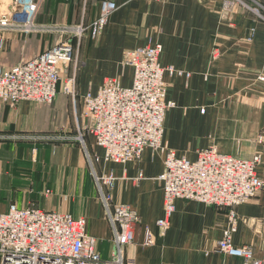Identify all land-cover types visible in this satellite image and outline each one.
<instances>
[{
  "label": "crops",
  "instance_id": "1",
  "mask_svg": "<svg viewBox=\"0 0 264 264\" xmlns=\"http://www.w3.org/2000/svg\"><path fill=\"white\" fill-rule=\"evenodd\" d=\"M112 1L117 10L95 40L88 33L81 38L77 58L65 71L75 75L76 99L61 91L60 82L52 104H0V137L63 136L36 151H0V213L14 204L83 217L104 260L115 251L113 232L85 151L74 138L88 125L82 115L83 96L96 95L108 78L131 86L133 69L122 62L129 51L160 45V66L173 69L163 76L165 101L173 105L164 117V147L191 162L208 148L244 160L260 154L256 174L264 181V23L242 10L225 13L224 0ZM257 1L264 6V0ZM100 3L42 0L35 22L87 26L98 16ZM49 34L5 35L0 66L9 69L41 54L56 44ZM85 149L98 159H92L95 173L115 179L113 187L105 189L112 205H128L140 217L134 242L123 248V264H242V259L216 250L227 225L226 210L178 199L168 230L159 235L163 155L147 148L137 162L108 163L90 135ZM236 214L232 245L250 246L264 261V189L237 207ZM146 230L155 236L152 246L143 245Z\"/></svg>",
  "mask_w": 264,
  "mask_h": 264
},
{
  "label": "built area",
  "instance_id": "2",
  "mask_svg": "<svg viewBox=\"0 0 264 264\" xmlns=\"http://www.w3.org/2000/svg\"><path fill=\"white\" fill-rule=\"evenodd\" d=\"M162 1V0H155ZM42 0H11L8 14H0V53L6 33L20 36L58 34L60 41L36 57L9 69L0 66V104L15 107L21 102L52 104L61 91L75 97V75L67 74V66L76 60L83 35L95 40L104 29L108 17L117 10L112 0H101L98 16L89 25H38L36 13ZM233 0H224L225 13L234 8ZM264 20V19H263ZM76 40L73 41V40ZM78 43V44H77ZM162 47L155 45L125 53L123 64L133 69L131 87L121 86L119 79L108 78L96 95L82 97L83 118L95 145L104 151L108 163L124 165L140 160L144 149L163 155V217L156 222L159 235L169 228L176 200L196 201L209 207L227 210V225L216 250L226 256L242 259V264H264L250 246L234 247L232 235L237 230L236 208L253 199L264 189V181L256 175L261 155L237 159L220 154L214 148L197 152L194 162L178 158L162 145L165 113L173 105L165 101L167 70L159 64ZM215 59L217 50L213 51ZM66 74L62 83L61 77ZM261 80L258 77L257 80ZM83 134L76 139L86 152ZM63 139L56 134L1 136L0 141L53 142ZM99 197L113 232L115 251L108 260L101 258L97 241L86 232V219L68 213L47 212L28 206L10 205L0 213V264H123L122 251L134 242L140 217L128 205H112L105 189L113 187L112 175L98 176L92 158L86 152ZM95 161L98 159L95 158ZM155 236L145 232L144 246H152Z\"/></svg>",
  "mask_w": 264,
  "mask_h": 264
},
{
  "label": "rangeland",
  "instance_id": "3",
  "mask_svg": "<svg viewBox=\"0 0 264 264\" xmlns=\"http://www.w3.org/2000/svg\"><path fill=\"white\" fill-rule=\"evenodd\" d=\"M234 1V8L228 13L229 15H233L234 13H236L238 10H242L245 11L247 13H250L254 16V18H256L260 23H264V6H262V4L257 1V0H233ZM35 35V34H32ZM39 35H44V34H39ZM54 36V38H56L55 42L60 41V37L58 34H49ZM24 37V36H22ZM73 41L76 42V40L74 39ZM78 44V43H77ZM53 46V45H52ZM80 46V43H79ZM51 48V47H49ZM48 48V49H49ZM65 81V77L62 76V83ZM257 81V80H256ZM83 135V141L84 144L86 146V135H90L89 133H87L86 131L81 132ZM76 136L78 137V132L76 134ZM91 136V135H90ZM9 142V143H8ZM54 142V141H53ZM74 142L77 143L80 148L82 147L81 144L79 143V141L76 139V137L74 138ZM46 142H32V141H16L13 142L11 140H5V141H0V151L4 149L6 150H21L23 148H27L29 150L32 151H36L37 149H39V147H46ZM83 148V147H82ZM85 151V150H84ZM87 152V151H86ZM85 152V154H86ZM88 155L92 158L95 159L91 153L87 152ZM257 175V174H256ZM258 177V176H257ZM260 179V178H259ZM261 180V179H260ZM14 205V204H11ZM10 206V205H9ZM8 206V207H9ZM7 207V209H8ZM35 207V206H33ZM24 208V207H23ZM38 208V207H36ZM6 209V211H7ZM42 210V209H41ZM225 210V209H224ZM44 211V210H43ZM227 211V210H226ZM172 217V216H171ZM75 218V217H74ZM171 219V218H170ZM141 222V221H140ZM170 225V224H169ZM226 228V227H225ZM168 230V229H167ZM159 231V230H158ZM224 231V230H223ZM224 255V254H223Z\"/></svg>",
  "mask_w": 264,
  "mask_h": 264
},
{
  "label": "bare ground",
  "instance_id": "4",
  "mask_svg": "<svg viewBox=\"0 0 264 264\" xmlns=\"http://www.w3.org/2000/svg\"><path fill=\"white\" fill-rule=\"evenodd\" d=\"M2 0H0V2H1ZM11 6V0H10V4L8 5V7H7V12H5L4 10H2V11H0V14H8L9 13V7ZM64 26H67V25H64ZM7 34H14V33H6L5 35H7ZM5 35H4V39H5ZM14 35H17V34H14ZM84 36V35H83ZM82 36V37H83ZM57 43V42H56ZM145 48V47H144ZM133 51V50H132ZM69 66V65H68ZM67 66V67H68ZM3 68V67H2ZM132 85V84H131ZM131 87V86H130ZM76 94V93H75ZM97 94V93H96ZM66 95V94H65ZM70 97V96H69ZM76 97H77V95H75V97L74 98H72V99H76ZM71 98V97H70ZM166 114V113H165ZM164 124V123H163ZM42 135H46V134H42ZM163 137V136H162ZM163 145V144H162ZM147 149V148H146ZM149 149V148H148ZM145 150V149H144ZM173 151V150H172ZM175 153V152H174ZM182 158H184V157H182ZM97 248V247H96Z\"/></svg>",
  "mask_w": 264,
  "mask_h": 264
},
{
  "label": "water",
  "instance_id": "5",
  "mask_svg": "<svg viewBox=\"0 0 264 264\" xmlns=\"http://www.w3.org/2000/svg\"><path fill=\"white\" fill-rule=\"evenodd\" d=\"M10 4V0H2L0 2V11L4 10L5 12H7V7Z\"/></svg>",
  "mask_w": 264,
  "mask_h": 264
}]
</instances>
